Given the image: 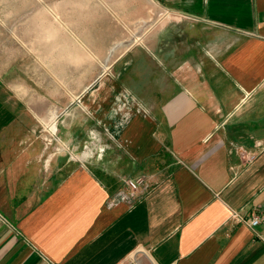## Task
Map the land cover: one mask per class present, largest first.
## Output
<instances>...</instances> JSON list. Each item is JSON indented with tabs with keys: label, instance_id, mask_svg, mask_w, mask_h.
<instances>
[{
	"label": "crops",
	"instance_id": "1",
	"mask_svg": "<svg viewBox=\"0 0 264 264\" xmlns=\"http://www.w3.org/2000/svg\"><path fill=\"white\" fill-rule=\"evenodd\" d=\"M97 1H0L35 7L25 22L148 23L115 60L134 109L105 113L98 153L0 93V264H264V0Z\"/></svg>",
	"mask_w": 264,
	"mask_h": 264
},
{
	"label": "rangeland",
	"instance_id": "2",
	"mask_svg": "<svg viewBox=\"0 0 264 264\" xmlns=\"http://www.w3.org/2000/svg\"><path fill=\"white\" fill-rule=\"evenodd\" d=\"M34 12L35 7L0 4V93L17 109L37 115L31 120L48 129L44 133L52 127L53 141L74 142L75 152L91 144L98 153L106 141L105 113L113 117L134 109L127 78L132 70L122 60L129 55L115 60L132 45L145 49L146 36L136 35L147 30L148 23H140L131 35L130 23L120 22L113 11L99 21L19 20L34 17ZM95 16L104 14L101 10ZM55 30L58 37L51 36ZM36 31L43 37H36ZM140 178L136 190L143 194L152 184Z\"/></svg>",
	"mask_w": 264,
	"mask_h": 264
},
{
	"label": "built area",
	"instance_id": "3",
	"mask_svg": "<svg viewBox=\"0 0 264 264\" xmlns=\"http://www.w3.org/2000/svg\"><path fill=\"white\" fill-rule=\"evenodd\" d=\"M254 157H255V155L251 154L247 158L253 159ZM141 182H142L141 178H137L135 180L129 179L127 181V185L130 187V189L136 190V189H138V186L141 184ZM233 217L235 219L240 220L242 223L248 225L249 227H253L254 225H256L260 221V216H258V215H252L249 218H245V217L239 215L237 212H234ZM122 264H141V263L137 258L133 257L132 259H130V260H128Z\"/></svg>",
	"mask_w": 264,
	"mask_h": 264
}]
</instances>
